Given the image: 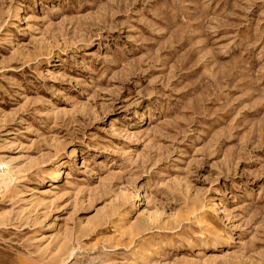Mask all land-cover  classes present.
Segmentation results:
<instances>
[{
    "label": "rangeland",
    "instance_id": "1",
    "mask_svg": "<svg viewBox=\"0 0 264 264\" xmlns=\"http://www.w3.org/2000/svg\"><path fill=\"white\" fill-rule=\"evenodd\" d=\"M0 161V264H264V0H0Z\"/></svg>",
    "mask_w": 264,
    "mask_h": 264
},
{
    "label": "bare ground",
    "instance_id": "2",
    "mask_svg": "<svg viewBox=\"0 0 264 264\" xmlns=\"http://www.w3.org/2000/svg\"><path fill=\"white\" fill-rule=\"evenodd\" d=\"M5 166L6 167L8 166L7 163L0 161V189L6 186L8 183V181L5 178V176L8 174V171L5 169Z\"/></svg>",
    "mask_w": 264,
    "mask_h": 264
}]
</instances>
